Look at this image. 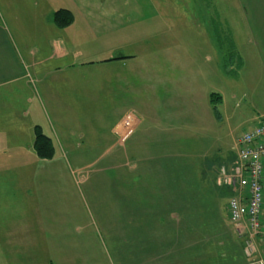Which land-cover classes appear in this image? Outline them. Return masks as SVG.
<instances>
[{
  "label": "rangeland",
  "instance_id": "374dc122",
  "mask_svg": "<svg viewBox=\"0 0 264 264\" xmlns=\"http://www.w3.org/2000/svg\"><path fill=\"white\" fill-rule=\"evenodd\" d=\"M151 3L156 4L159 13L150 11L144 18L140 15L134 22L130 21L129 48L134 56L125 67L120 63L105 66L102 61H95L99 70L87 75L85 91L62 87L55 92L42 91L39 97L31 93L30 103L26 100L21 103L11 89L2 91L0 138L16 135V141L32 142L38 126L55 145L49 122L55 123L56 119L58 130L74 132L72 143L83 148L76 152L110 155L61 156L57 151L52 159L44 160L34 150L27 153L19 147L0 149V186L4 182L32 181L37 167L61 163L70 172L74 171L69 191L72 197L80 199L81 214L85 213L83 220L74 216V209L70 210L71 235L67 244L60 235H39L43 221L31 215V195L25 197L19 190L20 201H27L31 214L26 212L25 219L6 215L3 220L0 213V264H82L84 261L106 264L100 255L109 251L114 264H130L127 253L130 235L117 234L124 226L130 230V181L163 183L165 179L160 171L168 158L192 169L190 178L199 191L194 207L201 218V231L179 248L196 249L199 264H241L242 257L243 264L250 261L244 252V256L240 254L244 239L237 236L227 216V203L233 190L215 183L220 167L235 159L238 136L257 122L252 118L257 89L262 83L259 76L251 74L256 72L252 67L254 61L225 57L245 37L235 26L233 17L238 12L233 15L230 6H236L231 0H151ZM224 22L229 24L227 31ZM154 27L163 31L160 37H145V31ZM154 70L162 72L161 78H157L161 86L157 90L149 89L143 82L144 72ZM58 81L59 77H52L51 82ZM197 82L200 96L192 87ZM187 90L188 99L185 96L182 99ZM212 92L222 98L215 103L217 115L207 103ZM130 119L135 120L132 130ZM122 124L126 128L119 129ZM154 130L162 131L158 136L165 142L160 150L152 152L147 140ZM140 151L149 153L137 155ZM156 151L163 154L157 156ZM183 194L182 200L187 193ZM169 210L166 214L159 207L153 209V225L149 222L148 226L165 229V238L176 242L183 235L178 229L183 231L182 227H186L182 217L185 215L178 213L175 205ZM206 210L210 214L204 217ZM125 213H130L126 219ZM85 241L87 245H82ZM118 244H121L118 259L124 261L121 263L115 257Z\"/></svg>",
  "mask_w": 264,
  "mask_h": 264
},
{
  "label": "crops",
  "instance_id": "0c3cea01",
  "mask_svg": "<svg viewBox=\"0 0 264 264\" xmlns=\"http://www.w3.org/2000/svg\"><path fill=\"white\" fill-rule=\"evenodd\" d=\"M231 1L236 6L235 8L230 6L233 15L234 12H238L233 17L237 22L235 26L245 37L240 45L228 52L229 57H225L229 60L254 61L252 67L256 72L251 74L259 76V81H262L257 89L259 94L255 101V116L252 118L258 120L264 118V0ZM158 4L160 7V2ZM60 9L70 11L73 16L72 21L63 27L56 26L52 21L53 13ZM150 11L151 13L153 11V14L159 13V8L156 9V4H152L151 0H0V98L2 91L6 92L8 89L19 97L21 103H24V100L30 103L33 99L30 98L31 93L39 97L42 91H54L62 87L74 92L85 91L87 75L97 73L96 71L99 70L97 67L99 63L95 61H102L105 66L117 63L126 66L130 57L134 56L130 55L129 48L130 21L134 22L140 15L144 18V14ZM223 25L225 31L229 30L228 23L224 22ZM159 29V27H154L150 31L147 29L144 35L146 34L147 38H159L163 33ZM116 70L118 73V69ZM161 73H156L155 70L153 73L144 72L143 82L149 89L157 90L161 87L158 84ZM54 76L59 77L56 83L51 82ZM192 87L200 96L199 83ZM189 92L187 90L182 95V99L183 96L187 98ZM218 95L221 98V95ZM220 98H217L218 102L222 101ZM207 103L210 105L212 103L210 94L207 96ZM55 123L58 125L56 119ZM55 123L49 122L56 142L55 153L58 151L61 156L110 155L108 152H76L83 148L79 144L72 143L74 132H62L57 129ZM123 124L119 129L126 128ZM134 124L135 120L130 119V130ZM161 132L154 130L147 140L148 148L152 152L160 150L162 142H165L158 136ZM15 138L16 135L1 137L0 149L6 151L19 147L27 153L33 151V139L32 142L29 140L20 142ZM148 153V151H140L137 155ZM154 154L158 156L163 153L156 151ZM34 172L32 181L1 183L0 207L2 205L3 209L0 208V213L4 217L3 220L6 215H15L20 219L27 218L26 212H30L27 201H20L22 196L18 194L21 190L23 196L31 195L32 214H30L34 215L35 219L43 221L42 230L38 231L39 235L46 237L60 235L67 244L71 235L68 226L72 213L70 210L74 209V216H80L85 220V213L81 214L83 205L81 207L80 199L72 197L69 191L72 181L70 177L74 171L70 172L61 163H46L37 167ZM166 186V182L161 183V180L152 185L145 180L130 181V213L132 214L130 230L124 226L125 229L122 227L121 233H117L130 235V249L126 250L130 253V264H180L181 260L177 258L181 257H178L176 252L171 254L176 249V245L167 244L165 229L146 224V221L149 223L152 219V214L145 211L144 205L151 203L153 198L155 203L164 202ZM130 213L123 215L125 219ZM86 241L82 245H87ZM120 248L121 244H118L115 249L118 263L124 262L118 259ZM239 249L240 254L243 255L242 247ZM122 251L126 252L125 249ZM109 252L100 255V258L106 264H114V256ZM171 258L173 260H170ZM240 261L243 264V257ZM82 264L92 263L84 261Z\"/></svg>",
  "mask_w": 264,
  "mask_h": 264
},
{
  "label": "built area",
  "instance_id": "2783aa9c",
  "mask_svg": "<svg viewBox=\"0 0 264 264\" xmlns=\"http://www.w3.org/2000/svg\"><path fill=\"white\" fill-rule=\"evenodd\" d=\"M236 146L235 159L220 167L215 183L233 190L227 216L244 239L247 264H264V118L242 132Z\"/></svg>",
  "mask_w": 264,
  "mask_h": 264
},
{
  "label": "trees",
  "instance_id": "16d2710c",
  "mask_svg": "<svg viewBox=\"0 0 264 264\" xmlns=\"http://www.w3.org/2000/svg\"><path fill=\"white\" fill-rule=\"evenodd\" d=\"M72 19H73L72 13L65 9L57 10L52 15V21L58 27H63L68 25L72 21ZM217 98H220L218 94L216 93L210 94L212 109L216 115H217V107L215 103L218 102ZM32 146L37 157L40 159L48 160V159H52V157L54 156L55 146L53 145L51 138L45 135L38 126L34 130ZM164 162L166 163V164L164 163L165 167L160 171L167 185L165 188L166 194L164 200L170 199L171 201L167 203L161 202L162 204L154 203L152 201L151 203H149L148 206L146 205V211H149L151 213L153 209H157L159 207L161 209V213L165 212L166 214H168L170 213L169 207L175 205L178 213L182 214L181 212H184L185 216L182 217L184 219V224L186 225V227L185 228L184 226L182 227L183 231L178 229L179 232H183V235L178 236L179 239L178 240L176 239V242L171 240L170 238H167V244L176 245V249H174L171 254L176 252L178 257H181V258H177L181 260L180 264H199L200 258L196 255V252H198L196 249L190 250L186 248L185 249L179 248V246L182 243L184 244V242L187 241L190 237H193L195 234H197L198 232L200 233L201 231L200 230L201 218L196 212V209L194 207V204L197 203L195 202L194 199L198 198L197 195L199 191L197 190V187L194 185V181H192V179L190 178V170L192 169L187 167L185 164L180 163V161H175L173 158H168L164 160ZM184 192H186L187 194L185 196V199L182 200L184 196L183 194ZM148 207L152 209H149ZM179 208H181V210ZM209 214H210L209 210H206L204 215L202 214V216L205 217L208 216ZM152 220L153 219L150 220L151 225H153ZM146 224L148 225L149 223H147L146 221ZM170 260H173V258H171Z\"/></svg>",
  "mask_w": 264,
  "mask_h": 264
}]
</instances>
